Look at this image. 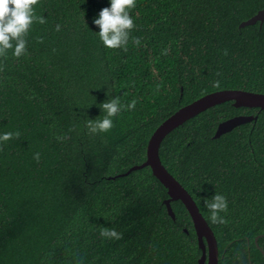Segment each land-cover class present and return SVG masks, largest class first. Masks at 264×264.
Returning a JSON list of instances; mask_svg holds the SVG:
<instances>
[{
  "label": "trees",
  "instance_id": "1",
  "mask_svg": "<svg viewBox=\"0 0 264 264\" xmlns=\"http://www.w3.org/2000/svg\"><path fill=\"white\" fill-rule=\"evenodd\" d=\"M108 5L37 0L46 22L30 27L26 53L0 56V133L19 132L0 143V264H198L202 255L187 207L174 200L169 214L150 166L120 174L146 160L154 130L183 105L221 89L264 92V22L240 28L264 0H136L131 36L141 43L130 38L126 50L95 33ZM115 96L136 98L135 109L90 134L95 100ZM240 114L257 119L214 138ZM160 156L212 227L218 264H264L255 243L260 235L264 249V109L208 108L170 132ZM216 191L229 201L223 225L204 206Z\"/></svg>",
  "mask_w": 264,
  "mask_h": 264
},
{
  "label": "clouds",
  "instance_id": "2",
  "mask_svg": "<svg viewBox=\"0 0 264 264\" xmlns=\"http://www.w3.org/2000/svg\"><path fill=\"white\" fill-rule=\"evenodd\" d=\"M37 0H0V56H5L9 49L12 55L19 58L27 51L26 35L34 22L41 24L46 22L43 15L37 16L35 5ZM136 6V0H109V5L103 7L94 17L93 23L99 27L98 34L104 47L108 49H125L131 40L139 46V37L131 36V30L135 27L130 10ZM61 25L55 26L60 31ZM101 109V115L89 118L86 121L87 130L90 134L107 132L113 127V117L121 111L133 110L136 107V98L126 104L121 102L120 96H115L101 102H94ZM93 104V103H92ZM91 104V105H92ZM13 136H19V132L5 131L0 133V143L6 142ZM39 160L40 154H34ZM204 206L209 212L210 219L216 224H226L224 213L228 212L229 201L227 197L215 192L210 198L204 199ZM102 237L119 239L120 233L115 228H103L100 232Z\"/></svg>",
  "mask_w": 264,
  "mask_h": 264
},
{
  "label": "water",
  "instance_id": "3",
  "mask_svg": "<svg viewBox=\"0 0 264 264\" xmlns=\"http://www.w3.org/2000/svg\"><path fill=\"white\" fill-rule=\"evenodd\" d=\"M260 21L264 22V8L256 14L240 23V28L252 25ZM226 101H233L236 107H259L264 109V92H255L244 89H221L207 93L194 101L183 105L173 114L168 116L152 133L147 146V158L142 164L132 166L128 171L120 175H125L133 170L150 166L153 174L166 187L169 197L165 200L169 214L175 219L176 214L172 207V201L182 200L187 207L196 229L199 247L202 255L198 264H218L220 259L219 245L216 235L202 214L196 200L183 184L166 168L160 156V147L164 138L174 129L183 125L192 117L204 110ZM257 115L240 114L230 117L219 123L214 138H219L223 134L233 130L235 127L256 120ZM118 175V176H120ZM109 178H116L109 177ZM260 235L256 237L255 243L264 255V249L259 244Z\"/></svg>",
  "mask_w": 264,
  "mask_h": 264
},
{
  "label": "bare ground",
  "instance_id": "4",
  "mask_svg": "<svg viewBox=\"0 0 264 264\" xmlns=\"http://www.w3.org/2000/svg\"><path fill=\"white\" fill-rule=\"evenodd\" d=\"M248 115V114H247Z\"/></svg>",
  "mask_w": 264,
  "mask_h": 264
},
{
  "label": "flooded vegetation",
  "instance_id": "5",
  "mask_svg": "<svg viewBox=\"0 0 264 264\" xmlns=\"http://www.w3.org/2000/svg\"><path fill=\"white\" fill-rule=\"evenodd\" d=\"M207 264V263H206Z\"/></svg>",
  "mask_w": 264,
  "mask_h": 264
}]
</instances>
